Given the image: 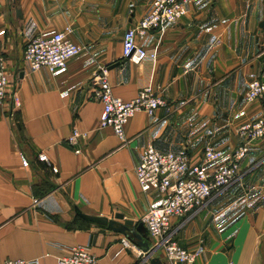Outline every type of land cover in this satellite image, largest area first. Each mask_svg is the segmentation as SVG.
<instances>
[{"label":"crops","instance_id":"0c3cea01","mask_svg":"<svg viewBox=\"0 0 264 264\" xmlns=\"http://www.w3.org/2000/svg\"><path fill=\"white\" fill-rule=\"evenodd\" d=\"M149 2L0 0V52L9 79L0 105V264H57L76 246L98 264H137L136 254L122 250L126 237L81 220L74 208L141 223L159 202L135 178L146 146L161 153L187 149L190 164L200 163L205 146L228 156L240 144L237 128L263 113L261 101L247 103L244 95L264 70V0H194L180 22L138 42L155 58L134 64L121 59L122 37ZM66 27L83 52L63 71H31L25 45ZM101 69L122 101L149 87L165 103L151 118L134 115L124 144L99 127L102 106L94 94ZM73 129L87 137L70 148ZM251 145L235 184L185 223L171 220L173 227L183 223L177 242L195 255L194 264H264V138ZM153 257L163 264L161 253Z\"/></svg>","mask_w":264,"mask_h":264},{"label":"built area","instance_id":"2783aa9c","mask_svg":"<svg viewBox=\"0 0 264 264\" xmlns=\"http://www.w3.org/2000/svg\"><path fill=\"white\" fill-rule=\"evenodd\" d=\"M194 0H150L149 10L135 28L125 30L122 37L121 59L134 64L154 60L155 53L148 52L138 42L165 25L174 26L186 16V8ZM72 31L66 27L59 33L47 37L37 36L25 45L23 60L31 71L46 69L54 74L66 68L69 61L80 55L84 48L70 39ZM7 64L0 52V105L6 101V87L9 84ZM97 88L94 99L100 102L99 127L111 129L118 140L126 142L125 126L131 118L144 113L153 117L165 106L149 87L141 88L130 101H122L112 93L106 70L96 75ZM244 95L247 103L262 102L263 113L256 120L243 123L237 128L239 146L228 156L216 147L205 146L199 164H190L188 150L178 153H161L148 145L140 154L135 168L140 191H153L159 202L143 216L141 223L147 231L150 249L154 255H163V264H194L195 255L183 249L177 242V232L183 223L200 211L216 195L226 192L241 177L240 164L247 156L251 144L264 138V70L248 83ZM85 133L73 129L66 144L75 148L86 139ZM75 154L81 151L74 150ZM40 162H47L45 154L38 156ZM173 218L183 219L179 227H173ZM123 251H130L139 257L137 264H148L146 254L127 238L121 240ZM153 255V256H154ZM3 264H40V260H10ZM57 264H98L96 258L85 247L76 246L60 257Z\"/></svg>","mask_w":264,"mask_h":264},{"label":"water","instance_id":"95a60500","mask_svg":"<svg viewBox=\"0 0 264 264\" xmlns=\"http://www.w3.org/2000/svg\"><path fill=\"white\" fill-rule=\"evenodd\" d=\"M15 15L20 16V11L16 10ZM76 215L85 222L92 223L95 225H101L107 228L109 231H113L119 235L129 238L133 241L137 247L146 254L149 264H162L159 259L153 257L154 252L150 249V243L148 242L147 231L144 223L135 224L130 220H124L123 215L115 214L112 220H107L104 217H93L81 213L79 210L74 208ZM118 221H122L119 223Z\"/></svg>","mask_w":264,"mask_h":264},{"label":"rangeland","instance_id":"374dc122","mask_svg":"<svg viewBox=\"0 0 264 264\" xmlns=\"http://www.w3.org/2000/svg\"><path fill=\"white\" fill-rule=\"evenodd\" d=\"M257 168V167H256Z\"/></svg>","mask_w":264,"mask_h":264}]
</instances>
